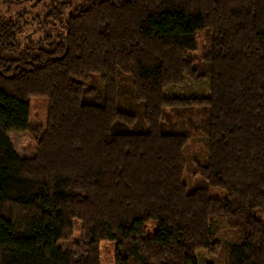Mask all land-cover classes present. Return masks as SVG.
<instances>
[{
    "label": "trees",
    "instance_id": "1",
    "mask_svg": "<svg viewBox=\"0 0 264 264\" xmlns=\"http://www.w3.org/2000/svg\"><path fill=\"white\" fill-rule=\"evenodd\" d=\"M44 1L0 0L44 11L25 43L26 20L0 11V264H101L103 241L113 264L222 247L223 264H264V0ZM186 78L207 94H166ZM32 97L44 125L28 121ZM187 145L204 187L185 180ZM76 229L81 248H62Z\"/></svg>",
    "mask_w": 264,
    "mask_h": 264
},
{
    "label": "rangeland",
    "instance_id": "2",
    "mask_svg": "<svg viewBox=\"0 0 264 264\" xmlns=\"http://www.w3.org/2000/svg\"><path fill=\"white\" fill-rule=\"evenodd\" d=\"M62 1V0H45L44 4L45 6H48V8H52L56 2ZM25 6V7H24ZM23 7V8H22ZM40 6L36 7H29L28 4L26 3H20L16 4L13 3L9 8L2 7L0 5V11L2 16L6 17H16V16H22L25 20L26 23L24 25L23 29V36L21 37L22 43H25L27 39L24 37L26 36L27 32L37 29L36 28V19L30 20V17L35 15L36 13L43 11L42 9H39ZM20 8V9H19ZM26 10L28 12H26ZM40 10V11H39ZM44 14V11H43ZM65 16V14L61 15ZM54 23L59 22V18L55 19L53 21ZM39 30H36L33 35H38ZM27 37V36H26ZM206 38L205 36L200 37V45L198 46V50H196V54L201 51V48L205 42ZM207 89H208V82L207 80L202 81L200 83H192L190 82L187 78L184 79L182 85H178L175 87H168L166 89V94L173 95V96H191L194 94H199V95H206L207 94ZM30 107H29V116H28V121L33 123V124H42L44 125L46 122V112H47V100L45 98H40V97H32L29 100ZM8 137L10 138L13 147L15 150L23 155V156H31L34 153V143L32 139L29 138V136L25 132H16V131H8L7 132ZM196 138V137H195ZM191 144L194 143L193 147L195 149V155L193 159L196 161L198 158V154L201 152L200 146L195 145L194 142V137L191 139ZM190 144V143H188ZM202 147L204 144H200ZM190 148V147H189ZM188 145L186 146L184 155L186 156V176L185 180L192 183H189L191 187H204L206 183L201 180L198 176H194V178H191V175L188 176L190 172L189 164H188V155L189 152L187 151ZM188 154V155H187ZM188 177V180H187ZM208 193L212 197H222L225 194V191L221 188L217 187H207ZM262 220L264 221V213L259 212L258 213ZM213 219H217L220 224L221 220H225L224 218H219L216 216L212 217ZM156 222L154 220L148 221L145 231L143 235H151L155 229ZM217 236L219 238H222L224 240H234L236 239L237 235L234 230L227 228L225 225L223 228L220 229V231L217 233ZM60 245L62 248H74V249H80L82 245L81 241V234L78 229L74 230L71 237L67 240H62L60 241ZM100 258H101V264H113L114 261V246L113 242L111 241H103L100 245ZM224 253V248L222 247L219 250V253L216 255H211L207 254L203 250H199L196 252V262L197 264H223V255Z\"/></svg>",
    "mask_w": 264,
    "mask_h": 264
}]
</instances>
